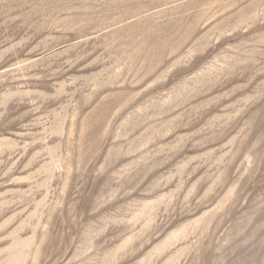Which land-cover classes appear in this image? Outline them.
Returning a JSON list of instances; mask_svg holds the SVG:
<instances>
[{
    "label": "rangeland",
    "instance_id": "374dc122",
    "mask_svg": "<svg viewBox=\"0 0 264 264\" xmlns=\"http://www.w3.org/2000/svg\"><path fill=\"white\" fill-rule=\"evenodd\" d=\"M0 264H264V0H0Z\"/></svg>",
    "mask_w": 264,
    "mask_h": 264
}]
</instances>
